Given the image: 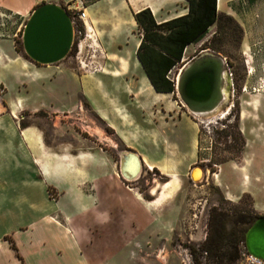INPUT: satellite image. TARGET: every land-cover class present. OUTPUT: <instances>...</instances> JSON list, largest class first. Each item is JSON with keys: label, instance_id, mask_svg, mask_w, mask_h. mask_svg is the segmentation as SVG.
I'll use <instances>...</instances> for the list:
<instances>
[{"label": "crops", "instance_id": "0c3cea01", "mask_svg": "<svg viewBox=\"0 0 264 264\" xmlns=\"http://www.w3.org/2000/svg\"><path fill=\"white\" fill-rule=\"evenodd\" d=\"M42 2L58 6L70 3L83 9L86 24L95 25V37L108 57L109 63L101 73L77 74L63 63L33 65L14 50L16 31ZM143 8L150 11L156 23L186 13L185 0H0V13L17 20L14 31L0 30V264L109 263L107 256L93 253L108 241L101 234L109 223L111 202H131L156 218L167 212L168 227L175 224L178 208L168 203L170 197L163 199L161 193L156 196L153 192L149 200H143L137 190L120 181L117 164L100 147L86 144L74 148L70 143L50 147L37 130L20 127L15 121L26 111L48 109L71 114L77 110L80 96L123 148L134 151L147 169H155L168 182L171 173L177 184V172L188 178L197 143V128L188 117H177L188 128L191 151L187 154L179 156L173 142L170 148L150 145L149 154L138 153L133 137L142 132L122 127L131 112L120 104V95L102 89V77L116 86L117 79L126 76L121 98L140 114L152 112L158 97L166 94L151 88L135 57L139 34L130 32L135 28L132 13ZM189 46L182 51L181 61L192 57L186 53ZM174 120L163 118L165 134L176 127ZM160 138L165 142L164 136ZM163 151L177 159L163 160ZM95 227L99 230L96 242L90 232Z\"/></svg>", "mask_w": 264, "mask_h": 264}, {"label": "rangeland", "instance_id": "374dc122", "mask_svg": "<svg viewBox=\"0 0 264 264\" xmlns=\"http://www.w3.org/2000/svg\"><path fill=\"white\" fill-rule=\"evenodd\" d=\"M216 11L231 17L240 31L238 37L228 34L220 43L217 40L212 43L225 62L227 79L224 99L212 114L206 117L189 114L179 103L174 90L159 96L151 108L152 112L140 114L121 98L126 76L118 78L116 86L108 84L105 77L101 78L102 89L120 95V104L131 112L129 121L126 123L124 120L122 127L127 131L142 132L133 137L138 153L149 154L150 145L158 148L167 145L170 148L172 142L177 145L175 152L179 156L191 151L188 128L182 119L177 120L179 115H185L190 120L188 122L197 128L196 155L189 167L199 166L204 170L202 181L196 183L179 172L178 184L176 178H170L168 182L166 176L155 169H147L143 163L138 178L133 181H124L118 175L120 181L137 190L143 200H149L153 192L156 196L161 193L163 199L170 197L168 203L178 208V215L175 224L169 228L165 222L169 218L167 212L156 218L131 202H111L109 223L101 234L108 241L100 245L103 249L95 248L93 253L107 256V264H190L182 244L200 242L204 238L210 208L228 215H231L232 208L242 209L248 214H264V0H221L216 3ZM68 16L72 43L67 55L57 63H63L77 74L101 73L109 61L95 37V25L94 28L90 25L92 30L84 31L80 20L73 14L68 13ZM13 17L0 13V30L14 31L17 20ZM124 26H128V22ZM214 31L215 23L192 42L188 56L201 49L211 50L208 44ZM130 32L138 34L136 28ZM20 33L21 27L13 37V46L14 50L20 49L17 53L22 56ZM79 61L86 66L80 67ZM185 61L175 64L168 72L167 76L173 83ZM130 75L128 73V79ZM77 99L78 108L71 114L54 113L48 109L33 113L26 111L15 121L19 126L37 130L50 147L60 143H70L74 148L92 144L107 152L110 160L117 164L123 145L93 113L88 103L80 96ZM165 109L168 111L164 112ZM163 118L176 121V127L167 130L166 134L161 128ZM25 134L29 135L27 131ZM163 136L165 142L160 138ZM160 156L165 161L177 159L165 151ZM92 231L96 242L99 230L95 227ZM128 255L132 259H126ZM241 264H264V261L251 262L244 254Z\"/></svg>", "mask_w": 264, "mask_h": 264}, {"label": "trees", "instance_id": "16d2710c", "mask_svg": "<svg viewBox=\"0 0 264 264\" xmlns=\"http://www.w3.org/2000/svg\"><path fill=\"white\" fill-rule=\"evenodd\" d=\"M185 3L184 15L160 23L154 21L147 8L132 13L139 34L135 57L151 88L158 93L173 92L174 83L168 78V72L181 62L182 51L211 24L215 23V31L208 48L214 52L217 50L212 43L216 40L220 43L228 34L239 36L236 22L216 11L217 0H185ZM15 51L20 52V49L15 48ZM22 57L27 59L23 53ZM231 212L228 215L214 207L209 209L204 238L200 242L182 244L190 264H241L245 254L244 231L259 215L236 208Z\"/></svg>", "mask_w": 264, "mask_h": 264}, {"label": "water", "instance_id": "95a60500", "mask_svg": "<svg viewBox=\"0 0 264 264\" xmlns=\"http://www.w3.org/2000/svg\"><path fill=\"white\" fill-rule=\"evenodd\" d=\"M22 53L33 65H51L62 60L72 43V26L66 10L49 2L36 5L28 14L20 33ZM225 62L209 49H201L186 60L174 79V91L179 103L196 117H206L216 111L226 94ZM137 154L124 149L118 154L117 171L124 181H133L141 171ZM199 166H192L191 174ZM243 249L247 256L264 261V214L259 215L243 234Z\"/></svg>", "mask_w": 264, "mask_h": 264}, {"label": "built area", "instance_id": "2783aa9c", "mask_svg": "<svg viewBox=\"0 0 264 264\" xmlns=\"http://www.w3.org/2000/svg\"><path fill=\"white\" fill-rule=\"evenodd\" d=\"M64 9L66 10L67 13L73 14L78 20H80V22L82 24V28L84 29V31L87 30L84 11L82 8H78L75 4L69 3V4L64 5ZM86 37L88 38L89 36L86 35ZM79 66L85 67L86 64H84V62H82V61H79ZM247 259H249L251 262H255V263L261 262V261L255 260L249 256H247Z\"/></svg>", "mask_w": 264, "mask_h": 264}, {"label": "bare ground", "instance_id": "6f19581e", "mask_svg": "<svg viewBox=\"0 0 264 264\" xmlns=\"http://www.w3.org/2000/svg\"><path fill=\"white\" fill-rule=\"evenodd\" d=\"M220 1H221V0H218V3H219ZM84 16L87 17V16L85 15V13H84ZM93 24H94V23H93ZM86 26H87V30H92V28H91V26H90L89 24H86ZM189 47H190V46H189ZM189 47H188V48H189ZM188 48H187V50H186V53H189ZM223 99H224V98H223ZM218 117H222V116H218ZM211 120H212V119H211ZM210 122H211V121H210ZM201 175H202V178H201L200 181H202V179H203V177H204V170H203V169H201V170H199V169H195V170L192 172L191 177H192L193 181L196 182V181L199 180V178H200ZM169 176H170V178L174 179V176L171 175V173H170ZM243 179H245V176L243 177ZM200 181H199V182H200Z\"/></svg>", "mask_w": 264, "mask_h": 264}]
</instances>
